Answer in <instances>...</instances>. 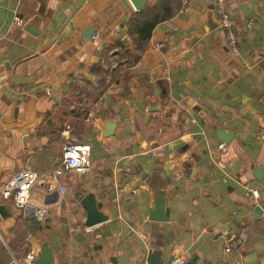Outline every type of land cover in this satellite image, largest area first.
<instances>
[{
	"label": "crops",
	"instance_id": "1",
	"mask_svg": "<svg viewBox=\"0 0 264 264\" xmlns=\"http://www.w3.org/2000/svg\"><path fill=\"white\" fill-rule=\"evenodd\" d=\"M185 1L139 50L128 24L139 10L125 0H0V203L13 210L0 217V264L46 245L54 264H157L155 252L163 264H264V212L256 218L245 195L258 187L264 201L254 175L264 169V0ZM70 143L91 145L88 172L37 183L26 208L4 198L18 173L56 168ZM80 191L109 216L105 238L84 226ZM160 198L167 221L150 219Z\"/></svg>",
	"mask_w": 264,
	"mask_h": 264
},
{
	"label": "built area",
	"instance_id": "2",
	"mask_svg": "<svg viewBox=\"0 0 264 264\" xmlns=\"http://www.w3.org/2000/svg\"><path fill=\"white\" fill-rule=\"evenodd\" d=\"M15 22L18 25H23V18L16 16ZM220 23L226 29L227 36L233 41H236L237 35L235 33V24L233 17L229 12L220 9ZM264 138V134H262ZM219 148H224V144H220ZM91 145L81 143H70L63 147L62 158L59 165L52 171L45 174L35 172L32 170H24L18 173L13 179H11L3 188V196L5 199H12L14 205L17 208H26L30 204L31 192L34 186L49 179L51 176L62 175L65 172H77L86 173L91 169ZM60 192L64 194L66 188L60 186ZM245 195L257 205L260 204L261 190L258 187H246ZM49 214V211L45 207L35 208V218L39 222H44ZM3 238L0 232V239ZM31 238V235L27 236V240ZM246 238V234L243 232L234 239L235 246L241 245ZM231 248H228L229 251ZM36 254L30 251L24 258V264H34ZM12 264H21L18 260H14ZM169 264H183L181 260L171 261Z\"/></svg>",
	"mask_w": 264,
	"mask_h": 264
},
{
	"label": "water",
	"instance_id": "3",
	"mask_svg": "<svg viewBox=\"0 0 264 264\" xmlns=\"http://www.w3.org/2000/svg\"><path fill=\"white\" fill-rule=\"evenodd\" d=\"M127 4L132 3L133 6L140 10L142 9L146 4L147 0H125ZM30 26V25H28ZM34 30V31H33ZM33 32H37L36 29L32 28ZM85 35L89 38H94L95 31L92 28H87L85 31ZM128 38L125 37L124 41L127 42ZM113 127L112 124L108 125V131L106 132V136L112 134L109 131V128ZM223 133V131H221ZM231 136V135H230ZM224 139H226L227 135L223 134ZM254 175L256 179L260 182L262 187L264 188V169L260 166L254 167ZM76 198L79 200L81 206L85 210V222L84 226L86 228L92 229V233L94 236H101V238H105L106 234H109V231L104 234L102 232L101 227L98 225L106 222L109 220V216L107 214H104L102 209V203L98 202L94 196V194H84V191H80L75 194ZM161 197V196H160ZM264 212V201L256 205L254 208V216L258 218L262 213ZM13 214V210L9 206L8 203H0V217L6 219L10 217ZM169 214L170 210L165 207V203L162 198L158 200L156 203V208L152 211L150 215V219H155L158 221H167L169 220ZM159 253L155 252L152 255L153 260L157 264H163L161 259L159 258ZM159 258V260H158ZM172 257L169 259V262L172 261ZM55 263V257L53 254V251L49 248V246H43L41 249L40 256L35 260V264H54ZM187 264H194V259L187 262Z\"/></svg>",
	"mask_w": 264,
	"mask_h": 264
},
{
	"label": "trees",
	"instance_id": "4",
	"mask_svg": "<svg viewBox=\"0 0 264 264\" xmlns=\"http://www.w3.org/2000/svg\"><path fill=\"white\" fill-rule=\"evenodd\" d=\"M187 2L182 0V7H185ZM181 7V0H159L153 7H145L131 15L128 19L129 29L133 31V40L139 50H143L147 40L150 38L152 34L153 28L156 24L164 20L165 18L171 16L177 8ZM111 69L108 68V70ZM100 72L107 73L106 69L100 68ZM105 76L102 77V80H105ZM86 94V95H85ZM79 100L82 101V107L85 109L88 100V91L87 89H79L78 94L76 92ZM82 112H80L81 114Z\"/></svg>",
	"mask_w": 264,
	"mask_h": 264
},
{
	"label": "rangeland",
	"instance_id": "5",
	"mask_svg": "<svg viewBox=\"0 0 264 264\" xmlns=\"http://www.w3.org/2000/svg\"><path fill=\"white\" fill-rule=\"evenodd\" d=\"M0 227H1V228H3V227H4V225H3V222H2V223L0 222Z\"/></svg>",
	"mask_w": 264,
	"mask_h": 264
}]
</instances>
